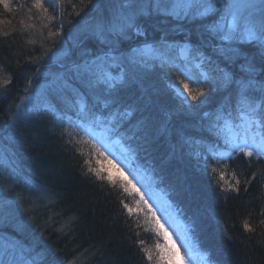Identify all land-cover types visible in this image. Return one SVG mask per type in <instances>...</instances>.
<instances>
[{
    "label": "trees",
    "instance_id": "trees-1",
    "mask_svg": "<svg viewBox=\"0 0 264 264\" xmlns=\"http://www.w3.org/2000/svg\"><path fill=\"white\" fill-rule=\"evenodd\" d=\"M125 2L0 0V143L10 148L19 172L15 188L0 174V189H11L0 192L6 208L0 264L9 246L30 264H166L149 226L125 207V185L95 164L96 153L115 158L92 136L104 128L152 176L211 264H264V156L231 151L226 131L229 120L241 136L247 132L241 115L249 78L254 84L247 95L261 104L264 50L221 41L204 20L162 12L141 15L123 34L105 30L107 42L81 30L101 21L107 27ZM68 27L76 31V44L70 39L71 52L53 60L56 40ZM145 45L153 48L152 66L126 60V53L142 54ZM102 60L111 79L95 83L83 69ZM249 62L256 67L252 76L242 67ZM180 80L192 93L203 92L204 103L188 96L196 107L182 104L173 88ZM40 86L46 88L42 95L25 100ZM253 130L262 131L260 125ZM20 177L29 189L20 187ZM38 191L48 195L50 206L35 205L41 203L35 201Z\"/></svg>",
    "mask_w": 264,
    "mask_h": 264
},
{
    "label": "rangeland",
    "instance_id": "rangeland-1",
    "mask_svg": "<svg viewBox=\"0 0 264 264\" xmlns=\"http://www.w3.org/2000/svg\"><path fill=\"white\" fill-rule=\"evenodd\" d=\"M208 3H211L213 7L210 11L203 15L199 14L204 11L203 8L188 7L189 5L207 6ZM119 8V11L115 15H111L108 18L109 23L106 21L107 23L105 24H108V28L103 24V21H101V23H93L91 24V26L87 25L89 24L87 23L81 30L85 29V32L87 33L99 35V29L101 28V26H103L104 30H106V32L108 33L117 32L114 31L113 28H119L122 21L127 17H133L132 26H134L137 18L141 15L162 12L180 18H189L194 21L197 19L204 20V25L209 30H211L213 36H216L218 39L223 41L225 39H222L221 36L229 32V25L233 23V19L235 17L238 34L235 39L230 40H237L243 43L255 44L256 42L244 38L243 33L245 26L249 21L258 23L261 18H264V0H126V2L122 6H119ZM75 33L76 31H74L73 27H68L67 33H60L61 35H59L58 39L56 40L57 48L53 53V60L62 58L63 56L65 57L68 53L71 52L70 48L68 47L69 40L71 39L73 44H76V40H74L73 38ZM142 51V54L139 51L134 52L133 50V53H126V60L139 62L146 66H152L156 61L154 56H152L153 48L146 45ZM184 51L188 53L187 49H184ZM104 61L109 60L105 59ZM102 63L103 60L98 65V68L99 70L103 69L104 71L105 67L102 66ZM197 65H199L198 67L200 69H198L201 71L202 76L206 77L207 71L202 68V62H197ZM104 73H106V71H104ZM122 77L123 74H120L117 81H114V83L120 81ZM45 89L46 88L44 86H40L39 88L34 90L33 93L28 94L25 100L30 101V99H32L33 97L42 95L45 92ZM176 93L178 94L177 91ZM179 96L181 97V95ZM183 96H187V92H184ZM244 116L245 113H242L241 118L243 119V126L247 129V132L243 133V138L241 136L242 132L236 129L232 121L228 120V123L226 124V131L229 133L227 143L229 144L231 151L236 150L240 152L238 149L233 148V144L241 143L245 137L248 138L249 142H251V138L253 135H256L257 139H259L258 133L253 130L254 126L252 124H249L247 119L243 118ZM254 119L257 120L256 118ZM259 125L260 124L256 123L257 127ZM105 129L106 128L97 133L94 132L92 136L95 138H99L101 143H103L104 146L110 150V152L115 156L116 159L110 157L107 153H105L106 157L103 153H101V155L105 158L101 159V155L99 153H96L94 155L95 164L102 170V172L106 176H109L115 181L118 179L120 184L125 185V188H127L126 193H128V211L130 209L131 211L129 212L133 213V215L139 214L142 217L144 224L149 226L148 229L152 235H150L151 243L155 247V252L158 253V258H160L162 262L169 264L168 257L172 256L175 253V250L178 248L179 255L185 257V264H211V262L208 260V257H206L205 255H200L196 245L193 243V240H191L192 236H190V229L186 222L183 220V222H181L182 224H179L174 218L176 213H178L177 210L173 209L168 211L170 206L166 204L164 198H162L163 196H166L162 191L158 190L155 187L152 181V176L147 171L143 170L135 164L134 155H131L128 151H125L123 147H118V141H116L118 144L111 141V139H109V134L105 131ZM8 136L12 142H15V138L11 134H9ZM229 155L230 152L226 151L224 153V156L226 157ZM0 174L4 175L10 182L8 186L9 188H15V183L19 178L18 167L15 165V160L10 153V148L2 143H0ZM125 177H127L128 180H132V184H128L125 180ZM20 178H22V180H20V182L22 181L20 187L27 186V188L29 189L28 181H26L23 177ZM5 184L7 185L6 182ZM9 188H7L6 190L0 189V192H11V189L8 190ZM136 189H139V193L144 194V199L147 201V204L151 205L153 211L156 212V216L159 218L160 223L163 224L164 229L167 230L168 238L165 237L164 229H160L155 220L152 218V213L147 211V206L143 203V201H141L140 195L137 193ZM34 197L38 199L35 201L41 202H35V205L37 206L41 205L40 207L43 208L48 207L51 204V199L48 197V195L43 194L41 191H38ZM11 203H14V198H12L10 204ZM10 204H7L6 207H9ZM11 207L12 205L9 208ZM5 210V205H0V219L4 217V214L2 213ZM187 232H189L190 234ZM165 245H167V247H165ZM2 254L5 255L6 260L1 264H30L24 261L22 253L16 247H6V249L2 251ZM161 257H163V259ZM154 258H157V255L154 256ZM172 264H178V261L174 260Z\"/></svg>",
    "mask_w": 264,
    "mask_h": 264
},
{
    "label": "snow or ice",
    "instance_id": "snow-or-ice-1",
    "mask_svg": "<svg viewBox=\"0 0 264 264\" xmlns=\"http://www.w3.org/2000/svg\"><path fill=\"white\" fill-rule=\"evenodd\" d=\"M7 6V5H5ZM189 8H203L204 11L202 13H199L200 15H203L207 13L208 11L211 10L213 5L211 3H208L207 6L204 5H189ZM132 20L133 17H127L125 18L119 28H113L114 31H117L118 34H123L124 28L125 27H131L132 26ZM104 28L101 26L100 31H99V36L101 38L105 39V42H107L106 37H104ZM238 34V30L236 28V23H235V17L233 19V23L229 25V32L221 36L222 39L225 40H230V39H235ZM244 38L250 41H254L260 45V48L264 50V18H261L260 21L254 22V21H249L248 24L245 26L244 33H243ZM233 54L239 55L234 49L231 50ZM99 59V58H97ZM261 63L262 66H264V54L261 55ZM244 67V71L249 73L250 76L254 75L256 72V67L255 64L253 63H247L246 66ZM98 68V65H96V62L93 61L92 64H87L84 66V73L90 74V77L95 79V83H100L101 81L107 83L111 78L107 76L106 73H104L103 69H100L97 71L96 69ZM77 71H80L78 68ZM224 79L230 80L231 78L228 76L227 73L224 74ZM89 86L93 85V79H89L87 81ZM254 84V79L249 78L247 81V85L245 87L244 93H243V102L246 105V112L245 116L243 117L244 119H247L249 124H252L253 126L256 125V120L253 119V117H259V123L261 126L262 131L258 134L259 139H257L256 135H253L251 138V142H249L248 138L245 137L241 143H235L233 144L234 149H238L240 152L245 153L247 156H253L254 154L257 156L264 155V107H261V105H264V95L259 97L261 104L257 105L255 100H250L248 95H247V89L251 88ZM182 85V87H181ZM173 87L174 90L178 92V95H181L182 97V104L188 105L189 108L196 107V105H191L188 102V96L191 97L192 100H197L200 103H204L203 100H200L201 96H204L203 92H198V93H192L189 90V84L185 83L184 80H180L179 83L173 82ZM261 93H264V85L261 86L260 88ZM187 92V96H183V93ZM207 99V98H206ZM260 109L257 111V109ZM205 116H208V113H204ZM125 180L127 181L128 184H132V180H128L127 177H125ZM239 183V181H237ZM134 187V185H133ZM127 191V188L124 189ZM137 193L140 195L141 201L147 206V211L152 213V218L155 220L156 224L160 229H164V225L160 223L159 218L156 216V212L153 211L152 206L147 204V201L144 199V194L139 193V189H136ZM127 207V205H125ZM129 211H131L129 209ZM264 223V221H262ZM247 227V225H246ZM165 231V237H167V230L164 229ZM174 246V245H173ZM167 247V245H165ZM151 259V257H149ZM163 259V257H161ZM178 261V264H185V257L179 255V249L177 248L175 250V253L168 257V262L169 264H172L173 261Z\"/></svg>",
    "mask_w": 264,
    "mask_h": 264
},
{
    "label": "bare ground",
    "instance_id": "bare-ground-1",
    "mask_svg": "<svg viewBox=\"0 0 264 264\" xmlns=\"http://www.w3.org/2000/svg\"><path fill=\"white\" fill-rule=\"evenodd\" d=\"M162 198H164L166 204H168L169 206H171V203L168 201V199H167L166 197L163 196ZM171 208H172V207H171ZM172 210H173V208H172Z\"/></svg>",
    "mask_w": 264,
    "mask_h": 264
}]
</instances>
